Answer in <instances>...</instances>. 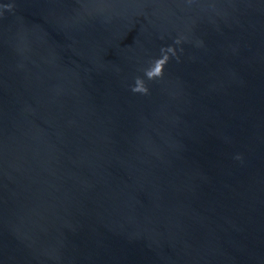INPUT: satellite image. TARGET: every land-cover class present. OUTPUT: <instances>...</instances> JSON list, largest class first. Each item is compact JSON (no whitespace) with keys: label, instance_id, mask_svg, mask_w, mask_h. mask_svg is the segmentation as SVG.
Returning <instances> with one entry per match:
<instances>
[{"label":"water","instance_id":"1","mask_svg":"<svg viewBox=\"0 0 264 264\" xmlns=\"http://www.w3.org/2000/svg\"><path fill=\"white\" fill-rule=\"evenodd\" d=\"M0 264H264V0H0Z\"/></svg>","mask_w":264,"mask_h":264}]
</instances>
